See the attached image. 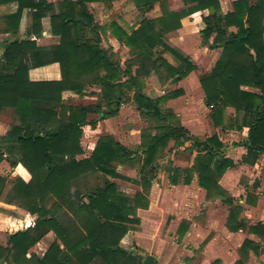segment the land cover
I'll use <instances>...</instances> for the list:
<instances>
[{"label": "trees", "instance_id": "16d2710c", "mask_svg": "<svg viewBox=\"0 0 264 264\" xmlns=\"http://www.w3.org/2000/svg\"><path fill=\"white\" fill-rule=\"evenodd\" d=\"M113 1L64 0L53 5L47 0H0V4L16 6L15 12L2 21V32L15 39L6 42L1 56L0 115L9 109L19 122L0 137V163L7 162L9 168L21 165L29 175L28 181H11L6 202L36 217L33 228L7 236L6 244L0 246V264H137V258L120 249L119 243L130 227L139 224L137 210L148 208L147 194L157 162L171 141L174 147L189 142V149L195 152L189 169L173 170L171 184L188 185L196 175L207 200L218 199L230 206L228 230H247L258 238V243L245 241L240 250L257 254L264 248V224L248 226L246 220L239 219L241 208L232 207L231 197L218 184L235 166L218 135L196 139L171 111L162 110L163 103L182 91L152 99L142 90L143 78L153 71L163 69L166 77L177 82L195 69L188 58L166 43L165 37L181 28L183 18L207 10L201 34L206 41L213 37L212 49H219L220 54L211 70L199 77L204 104L210 109L214 128L247 130L239 145L245 150L243 163L254 165L261 157L264 162V0L235 1L226 14L219 0H182L184 8L178 12L169 11L166 0H131L140 16L156 4L161 15L142 18L129 33L110 23L111 34L129 48L132 57L125 69L101 47L100 26L87 7ZM55 9L58 11L49 17V28L58 44L38 47L29 38L41 34L43 18ZM24 10L30 12V25L26 38L20 40L17 34ZM160 48L171 53L179 65L170 66L160 56ZM52 64L59 65L60 80H30V70ZM122 78L127 79L122 83ZM92 85L101 93L92 105L74 106L64 101L63 93L84 96ZM128 93L139 114L149 122L137 150L129 151L111 136H99L92 139L94 149L89 157L77 159L83 154V128L115 116ZM228 108L234 111V117L226 116ZM135 164L136 180L117 172V166ZM93 173L133 183L141 191L128 196L105 179L84 196L71 192L73 183ZM7 183V178L0 175V195ZM50 232L54 240L44 256L28 257L32 247Z\"/></svg>", "mask_w": 264, "mask_h": 264}, {"label": "crops", "instance_id": "0c3cea01", "mask_svg": "<svg viewBox=\"0 0 264 264\" xmlns=\"http://www.w3.org/2000/svg\"><path fill=\"white\" fill-rule=\"evenodd\" d=\"M47 1L48 3L56 5L62 0L57 2L54 0ZM124 1L128 2L134 7L135 12L138 16V22L142 18L155 19L160 17L161 15L158 4L154 5L153 9L147 12L142 17L139 15L131 0ZM235 1L238 0H219L222 13L226 14L228 12H231L232 3ZM166 2L168 5V0H166ZM249 2L253 3L255 2V0H249ZM113 3L114 2H111L109 5L113 6ZM91 4H88V6ZM183 8L184 6L178 10L169 8L168 10L172 12H178ZM15 10L16 6L13 3L0 4V64L4 45L6 44V42L15 39V36L2 32L4 28L2 21L6 15L14 13ZM57 11L58 10L55 9V11L50 12L45 18H43V29L39 36H32L29 38L30 40L35 41L38 47H51L58 44V38L51 35L49 28V17L52 14L57 13ZM155 11L158 12V15L152 16L151 13ZM208 14L209 12L207 10H204L189 15L181 20V28L179 30L166 35L168 41L172 45V48L183 57L188 58V60L194 65L195 69L193 71H191L186 77L177 82L173 81L172 78L166 77L163 69L153 71L148 76L143 78V81L146 84V80L148 78H154L156 75H158L160 78L162 77L161 81L164 85H166L158 91L159 93L157 92L158 94L154 96L153 99H158L166 95V93H162L163 95H159L161 92H167L168 94L175 90L182 91V94L179 97L163 103L162 110L171 111L179 119L177 120L179 121L180 126L186 129L194 138H196L195 136L198 135L197 133L203 131L202 126L204 125V123L206 122L207 124V119L205 120L204 114L208 112V109L204 104V95L199 85V77L211 70L214 61L220 54L219 49H212L213 37L210 38V44H208V46H205L207 41L202 37L201 34V32L204 30L202 17L207 16ZM26 18L30 20L29 10H24L22 13V18L17 34V37L20 40H24L26 38V29L23 30V23L25 22ZM137 23L132 27H127V29L118 23L116 24L124 32L129 33L132 28L137 27ZM198 36L202 38V45L199 47L196 45ZM204 40L206 41L205 43L203 42ZM107 42L109 46L105 47V49L109 51V55L111 56V58L125 69L126 63L132 59V57H130L129 55V48L121 44L111 34V32H108ZM159 52L160 56L170 66L177 67L179 65L178 60L171 53L164 52L161 48L159 49ZM166 54L171 55V58H168ZM201 68H203L204 72L202 74H200ZM136 69V65L132 66V74H134ZM29 78L31 81H58L60 80L59 65L52 64L43 68L30 70ZM126 79L127 78H122L121 82L123 83L124 81H126ZM168 87H171V90L165 91ZM147 91L148 90H146L145 88L143 89V92L146 95L149 94V91ZM86 93L91 94L90 99L93 101H96L97 98L101 95L100 88L96 85L89 86ZM78 97V95H75L71 92L63 93V99L68 104L76 101ZM126 97L127 96H125L122 100H124ZM84 98L87 97L84 96ZM180 104H182L183 106L179 107ZM10 111L11 110L9 109L4 110L0 115V137L3 136L5 132H7L4 128V121L6 115ZM117 114L113 117L97 121L94 127L85 126L83 128L85 139V143L83 144L88 145L86 150L88 152L86 154L88 155L83 154V156H78L77 159L89 157L94 149L92 139L102 135L101 128H103V124H106V126H108V129L112 128L110 122L113 121V119L117 118ZM113 131L115 130L108 131L103 135L113 137L115 135ZM113 138L121 146L127 148V143L124 142L126 140H124L125 138H123V136H120L119 138L114 136ZM5 166L9 168L7 162L4 161L0 163V168H3ZM11 175L14 176L12 177L13 179L20 178L23 181L29 180L28 173L21 165H17L15 168H9V173L1 176L10 178ZM120 175L126 177L122 174ZM105 179H108L115 184H122L124 182H127L122 179H111L109 177H104L100 174L93 173L82 177L75 183H73L71 192L78 193L79 195L84 196L96 187L101 186L103 180ZM218 184L220 186L224 184L223 177L219 179ZM170 187H183L188 192V198H186L187 202L180 205L178 209H173L171 208V206L164 207L163 205H154L151 202L148 205L147 210H137V218L139 219V224L130 227L125 237L119 243L120 249L134 255L137 258V264L138 260L143 259L139 255L141 253L151 256L153 258L152 264H211L214 261H217L218 264H252V256L256 259L264 255V248L260 249L257 254H254L252 250H248L246 252H242L240 250L242 244L245 241L258 243V238L248 233L247 230L230 232L226 226L228 209L225 215L222 209H219V206L216 207L215 205H212L211 202H207L206 192L204 189L199 188L196 178H194V180H192L188 185H177ZM10 188L11 185H6L1 193L0 208L9 211L13 210L16 215H3L0 212V237L5 232L13 234L18 231H24L26 229L33 228L36 218L35 216H32L21 209L18 205L9 204L6 202L7 195L10 192ZM250 205L254 204H245V206L252 207ZM202 210H204L205 213H202ZM242 210H244L243 207ZM168 214L172 216V219L170 221L164 219V217ZM200 214L202 215V217H199ZM257 223L264 224V222ZM247 225L250 226L252 224ZM53 240L54 236L51 232L46 234L32 247L27 256L29 257L30 255H35L39 258H42ZM5 244V241L0 242V246H4ZM95 264L101 263L96 262ZM262 264H264V259L262 261Z\"/></svg>", "mask_w": 264, "mask_h": 264}, {"label": "rangeland", "instance_id": "374dc122", "mask_svg": "<svg viewBox=\"0 0 264 264\" xmlns=\"http://www.w3.org/2000/svg\"><path fill=\"white\" fill-rule=\"evenodd\" d=\"M54 1L57 2L61 0H54ZM113 2H114L113 6L109 5L110 3H104V2L92 3L93 5L91 4L89 6L87 5L89 11L92 13L94 17L96 24L100 26V31H99L100 44L101 47H103L104 49L105 47L109 46L107 40H108V32H110L108 28L110 23L116 22L127 29V27L128 28L132 27L138 22V16L135 12L134 7L131 4H129L124 0H114ZM183 6L184 5L182 0H168L169 9L178 10L181 9ZM151 15L156 16L158 15V12L157 11L152 12ZM29 25H30V20L26 18L25 22L23 23V30L27 29ZM165 38H166V43L172 47V45L168 41V38L167 37ZM210 41L211 39H209V41L206 42L205 46H208V44H210ZM196 43L198 47L202 45L201 44L202 38L200 36L197 37ZM166 56L168 58H171V55L169 54H166ZM202 73H204L203 68H201L200 70V74ZM161 79L162 77L160 78L158 75H156L154 78L153 77L148 78L146 80V84L143 81V83L145 84V87H143V89L145 88L146 90H148L149 94L146 95L144 92L143 93L146 96L153 99V97L159 93L158 91L161 90V88H163L164 86H166L162 83ZM243 89L246 91H252L251 89H247V88H243ZM170 90L171 87H168L166 88L165 91H170ZM162 93L163 94L166 93L167 95V92H161L159 95H163ZM91 94L85 93L84 96L87 98H84V96H79L76 101L71 102V105L74 106L92 105L93 103H95V101L90 99ZM131 95H132L131 93H128L126 95L127 97L121 101L122 103H120L119 105V111L116 116L117 118L113 119V121L110 122L112 128L108 129L107 128L108 126H106V124H103L102 126L103 128H101L102 135L100 136H108L103 134H105L108 131L115 130L113 131V133L115 134L114 136L118 138L120 136L121 137L123 136V138H125L124 140H126L124 142L127 143L126 144L127 149L133 152L136 151L137 148L140 146L142 133L149 128V122L147 121V119L143 118L139 114L135 105L131 101L130 98ZM181 106L183 105L180 104L179 107ZM226 116L234 117V111L228 108L226 110ZM204 117L205 120L207 119V124L206 122L204 123V125L202 126L203 131L197 133L198 135L195 137L199 140H204L205 138L210 137L213 134L218 135L220 141L224 146V152L226 156L232 159V161L235 163L233 169L227 170L222 175V177L224 178V184H223L224 188L223 185L220 187L223 190H225L228 193V195L231 197L233 201L232 207L238 205L241 208V212L239 213L238 216L239 219L243 217V219L246 220L247 224H252V225L257 224V222H264L263 158L261 157L260 159H258L254 165H248L243 163L242 157L245 155V151L239 145L246 136L247 130L244 129L241 132H235L232 130H222L221 128H214L212 125V121L210 119V109H208V112L204 114ZM92 118L98 119V115H93ZM18 123H19L18 117L12 111L8 112L4 121L5 131H8L12 126L18 125ZM83 143H85V139L81 143V147L83 149V154H86L88 153L86 151L88 145H85ZM190 145L191 144L189 142H184L182 146L174 147V142L173 141L169 142L168 146L163 152L162 157L157 162L156 176L153 179V183H151V187L147 194L149 204L152 202L154 205H158V206L163 205L164 207L171 206V208L173 209H178L180 205L187 202L186 198H188V192L183 187H177V188L170 187V186H177V185L184 186V185L182 184L172 185L170 182V175L175 169L185 170L191 167L195 156V152L189 149ZM83 154L81 156H83ZM137 169H138L137 164L132 166H117V171L120 174L128 177L129 179H135V180L138 179ZM8 173H9V168L7 166L0 168L1 175H6ZM183 176L184 175H181L180 179H182ZM12 177L14 176L11 175L10 178L7 177V181L9 185L13 180ZM194 178H196V175H193L192 180H194ZM117 187L119 188L120 191H122L128 196H133L136 192L141 191L140 187L136 185L134 186L132 183L129 182L117 184ZM206 201L211 202L212 205H215L216 207L219 206L220 207L219 209H222L225 215L228 209V215H229L230 206L228 207L218 199L206 200ZM252 203L254 204V205H250L252 207L245 206V204L249 205ZM242 207L244 208V210H242ZM0 212L3 215H8V214L16 215L15 212H13V210L9 211L0 208ZM201 212L205 213L204 210H202ZM199 217H202V215L200 214ZM164 219L170 221L172 219V216L168 214L164 217ZM9 234H10L9 232H5L3 233V235L1 234L2 236L0 237V242L1 241L6 242V238ZM263 259H264V255L256 259L252 256V264H262Z\"/></svg>", "mask_w": 264, "mask_h": 264}, {"label": "water", "instance_id": "95a60500", "mask_svg": "<svg viewBox=\"0 0 264 264\" xmlns=\"http://www.w3.org/2000/svg\"><path fill=\"white\" fill-rule=\"evenodd\" d=\"M206 42L205 40L203 41ZM142 257V260H138V264H152L153 258L149 255L139 254Z\"/></svg>", "mask_w": 264, "mask_h": 264}]
</instances>
